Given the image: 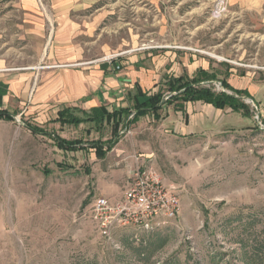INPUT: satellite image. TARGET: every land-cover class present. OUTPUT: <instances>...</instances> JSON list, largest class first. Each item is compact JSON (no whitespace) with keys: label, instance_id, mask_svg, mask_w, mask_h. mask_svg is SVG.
<instances>
[{"label":"rangeland","instance_id":"374dc122","mask_svg":"<svg viewBox=\"0 0 264 264\" xmlns=\"http://www.w3.org/2000/svg\"><path fill=\"white\" fill-rule=\"evenodd\" d=\"M60 1L70 20L60 27L49 20L40 38L21 0H0V59L41 67L42 50L53 48L41 43L62 36L82 64L123 70L135 61L138 71L154 73V93L162 89L164 99L170 95L159 85L170 72L205 62L217 81L202 86L212 92L232 94L221 85L230 74L232 85L248 86L249 118L207 112L201 131L182 136L143 117L119 128L117 144L98 159L90 145L114 139L110 126L61 127L54 104L27 112L28 99L0 145V264H264V7L257 0ZM24 123L79 140L82 150L63 151ZM137 166L176 188L179 214L152 232L108 236L91 218L93 201L119 200Z\"/></svg>","mask_w":264,"mask_h":264},{"label":"crops","instance_id":"0c3cea01","mask_svg":"<svg viewBox=\"0 0 264 264\" xmlns=\"http://www.w3.org/2000/svg\"><path fill=\"white\" fill-rule=\"evenodd\" d=\"M256 2L258 7H264V0ZM60 4V0H54L53 6L48 8L38 5L37 0H21V8L28 18L31 32L42 38L49 20L54 21L59 27L67 24L70 20L65 16L68 13L67 8ZM49 43H52L53 48L50 51L46 49V52L42 50L38 60L43 64L41 67H11V63L9 67L7 61L0 59V111H5L14 118L13 121L0 119V145L9 137L14 128L15 116L28 99H31L33 105L27 112L30 109L43 111L46 106L54 104L56 108L53 122L61 126L57 118L58 113L64 109L88 112L93 108L105 107L112 112L130 106L131 99L138 90L147 95L154 93L157 84L153 82L154 73L138 71L133 66L135 61L131 59H127L128 66L123 70H120L115 62L111 66L108 64L92 66L79 62L82 54L76 48H72L74 45L72 41L67 42L62 36H57L51 41L42 42L41 45L48 46ZM83 66L88 67L81 69ZM209 67L205 62L195 63L187 65L185 71L170 72L168 76L186 75L193 78L199 70L211 73ZM229 77L230 79L225 81L232 89L247 90L249 93L247 85L235 87L231 82L232 75ZM195 103H185L183 111H175L172 106L165 105L159 111L158 120H161L163 126L171 130L170 132L189 136L198 133L207 125L209 120L207 112L214 115L215 112L218 114L217 112L223 111L216 110L210 105H207L208 109L198 108L194 111L192 105ZM25 124L28 123H24V126Z\"/></svg>","mask_w":264,"mask_h":264},{"label":"trees","instance_id":"16d2710c","mask_svg":"<svg viewBox=\"0 0 264 264\" xmlns=\"http://www.w3.org/2000/svg\"><path fill=\"white\" fill-rule=\"evenodd\" d=\"M217 81L214 73H206L199 70L197 76L189 78L186 75L179 77L166 76L163 82L159 85L160 88H165L169 98L164 99V91L159 89L156 93L147 95L146 93H137L131 99V105L125 108H120L116 111L109 112L105 107L93 108L86 112L78 109H64L58 113L57 122L61 126L69 125L78 127L81 124H89L95 128L103 125L111 127V132L115 136L114 139L106 143L93 142L90 145L95 153L96 158L103 159L107 153L118 142L119 128H128L129 124L137 122L140 118L145 116H152L158 120L160 118L159 111L165 105H173L175 111H183L185 103L201 102L206 105L212 106L216 110L230 109L233 113H240L249 118L247 109L243 104L244 98L251 99L247 90L232 89L224 80H221V85L224 89L232 92L227 93H214L210 88L202 86L204 82ZM142 99V100H139ZM129 116H132L129 119ZM0 119L13 121V116L5 111H0ZM27 130L35 135H47L40 129L25 124ZM57 143V147L63 151H76L82 150L83 143L79 140L65 141L59 137L53 136Z\"/></svg>","mask_w":264,"mask_h":264},{"label":"built area","instance_id":"2783aa9c","mask_svg":"<svg viewBox=\"0 0 264 264\" xmlns=\"http://www.w3.org/2000/svg\"><path fill=\"white\" fill-rule=\"evenodd\" d=\"M90 214L97 227L108 236L127 228L152 232L177 218L179 198L176 188L165 184L156 172L137 166L131 171L128 186L119 200L113 202L97 197Z\"/></svg>","mask_w":264,"mask_h":264}]
</instances>
